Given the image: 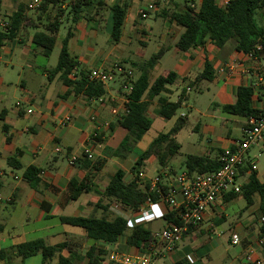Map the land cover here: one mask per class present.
I'll list each match as a JSON object with an SVG mask.
<instances>
[{
    "label": "crops",
    "instance_id": "crops-1",
    "mask_svg": "<svg viewBox=\"0 0 264 264\" xmlns=\"http://www.w3.org/2000/svg\"><path fill=\"white\" fill-rule=\"evenodd\" d=\"M4 1L2 0L0 21L10 20L20 6L25 8V20L15 37L4 41L0 49V112L7 113L5 124L9 128L8 133L0 129V192L9 186L11 179L17 181L13 191L0 205V218L5 215L8 206L15 207L20 202L27 212L33 211V214L27 213L24 226L29 223L37 225L41 234L38 239H43L49 246L67 243L62 256L80 258V264H89L87 253L95 246L108 252L102 264H119L112 261L111 257L135 256L139 253L138 249L127 246L124 238L114 245L96 243L88 239L84 231L77 230V227L62 224L59 218L94 215L96 218L114 217L110 212L113 204H109L108 212L97 206L102 201V196L98 193H83L76 201H72V180L81 182L89 176L91 183L99 191H104L118 169L126 173V182L133 179L131 169L137 160L135 153L129 154L125 160L106 154V149L116 150L128 135V132L117 124L119 115L129 104L124 94L125 78L117 76L113 85L105 86L106 95L99 100H87L83 96L70 93L69 87L62 83L59 75L48 77L52 68L49 69L40 63L45 56L42 49L33 43L35 33L50 34L47 28L56 20L57 14L52 13L40 20V16L36 18L25 6L32 0H26V3L21 0ZM152 1H156L157 11L150 16L149 25L137 18L138 0H111V4L107 3L109 11L115 3H127L129 9L134 7L133 14L129 18L126 17L127 29L123 27L120 41L113 43L111 40L113 48L110 54L118 55V63L132 72L131 81L135 84L142 73L146 72L145 64L151 59H143L142 48L148 45L151 38H155L158 40V52L162 50L163 56L153 68L147 70L150 85L160 76H166L170 72L177 75L176 82L168 86L167 91L159 97L150 99L146 93L143 98L149 102L148 114L149 110L155 112L160 97L176 103L185 92L181 108H188L190 113L180 115L187 118V126L176 136L181 144L179 157L176 156L166 168L157 170L160 176L166 175L171 179L186 169L184 164L187 156L219 158L224 149L241 139V130L246 119L224 114L220 107L235 103L239 87L252 86V108H264V92L256 90L257 77L264 71V61L251 59L237 52L235 44L229 43L218 48L208 41L202 47L180 51L177 44L184 29L168 19H163L161 12L183 10L184 4L178 0H148ZM195 1L200 9L201 0ZM220 2L221 0H217L218 5ZM5 4H9L7 9ZM67 6V3H63L62 9H67ZM103 15L100 11L92 20L93 23L82 20L77 25L68 26L74 34L69 43V51L77 58L79 71L90 72L96 69L98 55L94 53L93 48L99 40L100 31L97 28L104 27V30L110 32L112 30L111 11L106 19ZM63 19V15L59 16L60 29L64 26ZM60 29L56 34V45L60 38L62 47L65 36L60 35ZM163 60L168 61L171 67L163 68ZM206 62L213 65V82L197 79L203 73ZM228 65L234 68L232 74L226 69ZM102 66L104 65L100 67ZM191 83H194L192 87ZM193 92L203 95L206 101L198 100L194 107H188L189 96ZM93 116L97 118L95 123L91 121ZM67 119L69 122L64 124ZM184 131L186 134L182 137ZM148 133L136 145L135 150L143 152L151 145L153 141L147 140ZM94 137H98L100 142L94 143ZM56 145L61 146L66 153L55 154ZM184 146L194 152L182 154ZM86 150L93 154V160L105 161L99 171L84 170L83 165L79 163L69 164L71 157H76L77 160L83 158ZM9 159L18 161L22 169L11 167L8 164ZM30 166L42 170V187L38 191L31 189L23 177L20 178L15 173L19 171L23 175L24 169ZM156 175H149L145 167L141 179L150 182ZM257 178L264 183L258 173ZM243 179L246 181L242 185L247 182V175L242 176L241 180ZM43 185L47 187L44 188ZM255 196L252 197L253 205L235 212L233 217H230V223L226 214L228 206L231 210L242 196L217 205L205 216L202 223L189 229L174 252L159 255L155 264H245V256L250 249L257 257L264 259V246L258 244V241L264 238L261 232V218L264 215L260 202L257 204L258 208L253 209L256 204ZM103 203L106 205L107 201ZM154 213L156 220H164L167 208L158 204ZM56 221L62 225L61 228H57ZM6 229L5 221H0V232ZM236 232L240 237L238 245L232 244L231 241L232 234ZM54 259L58 261V257Z\"/></svg>",
    "mask_w": 264,
    "mask_h": 264
},
{
    "label": "trees",
    "instance_id": "trees-1",
    "mask_svg": "<svg viewBox=\"0 0 264 264\" xmlns=\"http://www.w3.org/2000/svg\"><path fill=\"white\" fill-rule=\"evenodd\" d=\"M63 2L64 0H44L41 8L42 10H47L48 7L53 6L59 10ZM183 4V10H164L161 12L163 19H168L184 29L177 44L180 51L202 47L208 41L212 42L216 47L222 48L231 40H234L237 52L245 55L254 54L255 59L264 61V24L261 22V19L264 18V0H234L227 8H220L217 0H201L198 13L190 9L188 0H185ZM105 6H107L106 0H78L74 2L69 13L72 26L77 25L82 20L92 22L94 16ZM1 10L2 0H0V12ZM128 10L129 4L127 3H115L110 7L112 14L111 40L113 43H118L122 37ZM24 12V6H20L10 19L11 30L9 33L0 34V46L4 41L13 39L20 30L25 20ZM59 13L61 14H57L56 20L49 24L47 28L50 34L37 32L33 36V43L42 49L45 57L51 56L56 45V34L61 26L59 16L64 14L62 8ZM73 35L70 28L62 40L57 65L49 71L48 77L59 75L62 83L69 87L70 93L75 96H83L87 100H99L106 95V87L100 83L89 81V72L87 70H81L76 80L70 79L73 70L79 66L77 58L69 51V43ZM258 46L261 47L260 51H257ZM162 56L163 51L161 50L145 64L146 72L142 73L136 81L129 96L128 113L117 122L120 127L128 132V135L116 150L106 149L107 155L123 160L127 159L129 154L135 153L137 160L131 169L133 179L130 182H126V173L122 169H118L104 191H99L91 183V177L89 176L81 182L72 180L70 183V198L72 201H76L83 193H98L102 196V201L97 206L104 212H108L109 204H117L126 211L137 212L149 199L153 202H158L156 194L149 191L150 182L141 179L146 162L153 157L158 161L160 168L169 166L181 150V144L177 141L176 136L187 126V118L180 117L171 130L155 138L145 151L135 152L136 145L150 131L153 125L152 121L147 117L149 102L143 100L145 94L148 93L150 99L159 97L167 91L168 86L173 85L177 80V75L174 72H170L166 76H160L150 85L147 70L153 68ZM197 79L208 82L214 81L215 72L210 62H206L203 73ZM193 85L194 83H191L190 87ZM253 95L254 89L252 86L239 87L235 103L221 106L220 109L224 114L244 119L258 116L261 113L260 110L252 108ZM184 99L185 92L176 103H171L167 99L160 97L155 114L164 120H171L177 115ZM6 116L7 113L5 111L0 112V129L4 133H8L9 130L5 124ZM110 128L113 130L112 126ZM93 141L97 143L100 142V139L94 137ZM219 158L211 159L209 157L189 155L186 157L184 165L190 175L215 172L221 167ZM75 163L82 164L84 170L91 169L97 172L103 167L105 161L90 160L84 154L83 158ZM8 164L17 170L22 169V165L15 159H9ZM41 173V169L30 166L24 169L22 177L31 189L38 191L42 187ZM241 175H247V182L242 187V193L240 195H227L225 202L242 196L247 202V207H250L253 205L252 197L258 195L260 197V209L264 215V183L258 180L257 172L253 170L250 164L241 169ZM43 187L46 188L47 186L43 185ZM105 201H107L106 205L103 203ZM164 220L167 224L180 225L179 220L172 212H168L164 216ZM59 221L64 225L82 229L87 238L96 243L104 242L108 245H114L119 239L124 238L127 246L145 252L153 241L154 233L149 231L145 225L130 229L127 222L120 217H60ZM261 232L264 234V223ZM66 247L67 243L49 246L43 239H36L17 245L12 254L21 259V264L38 255L42 256V264H47L56 257H58L57 264H80V258L61 255ZM107 255V251L93 246L88 251L87 258L89 264H102ZM0 261L2 264H13L6 251L0 252Z\"/></svg>",
    "mask_w": 264,
    "mask_h": 264
},
{
    "label": "built area",
    "instance_id": "built-area-1",
    "mask_svg": "<svg viewBox=\"0 0 264 264\" xmlns=\"http://www.w3.org/2000/svg\"><path fill=\"white\" fill-rule=\"evenodd\" d=\"M72 3L78 0H68ZM137 18L140 21L147 20L152 14L157 11L156 1L148 2L143 5L144 0H138ZM234 0H221L220 8H227ZM44 0H32L28 5V9L35 11L39 9ZM190 9L198 13L199 8L195 0H188ZM11 21H0V34L9 33L11 30ZM1 49V46H0ZM261 47H257L260 51ZM251 59H255L254 54L247 55ZM229 74L234 71L233 66H226ZM79 70L75 68L70 75L71 80H76L79 76ZM117 76L125 78L124 90L125 100L129 103L134 83L131 81L132 72L126 70L120 63H114L109 69L91 70L88 74L89 81L100 83L107 86L114 82ZM256 90L264 92V75L260 74L257 77ZM258 116H253L246 119L241 130V139L236 141L233 146L224 149L220 155L221 167L215 172H206L201 174L190 175L185 169L171 179L168 176L157 175L150 181V192L156 194L158 202H153L151 199L137 212L126 211L119 205L113 204L110 212L115 217L124 219L130 229L157 219L154 213V208L158 204H162L167 208V213L175 214L180 222V225L168 224V226L153 234V241L150 243L145 252L138 249L139 253L135 256L119 255L111 257L112 261L119 264H155L156 259L163 253H172L176 250L178 244L183 237L188 233L189 229L196 227L202 223L205 216L212 212L220 203L225 202V197L229 194L240 195L243 185L241 181V169L250 164L255 170V162L250 159V152L254 148L264 149V108L260 110ZM32 113V111H29ZM128 113L126 107L119 119ZM92 122H96L97 118L93 116ZM69 119L64 122L66 124ZM54 152L57 155L66 153L59 145H56ZM85 155L88 159L93 160L94 156L86 150ZM77 161L76 157L69 159V164L74 165ZM5 202V199L0 193V205ZM261 223H264V217L261 218ZM232 244L238 245L240 237L238 233H233L231 236ZM259 246H264V238L258 241ZM245 264H264V259L257 257L255 252L250 249L244 260Z\"/></svg>",
    "mask_w": 264,
    "mask_h": 264
},
{
    "label": "rangeland",
    "instance_id": "rangeland-1",
    "mask_svg": "<svg viewBox=\"0 0 264 264\" xmlns=\"http://www.w3.org/2000/svg\"><path fill=\"white\" fill-rule=\"evenodd\" d=\"M4 1V0H3ZM17 2H20V0H14ZM22 2L26 3V0H21ZM28 1V0H27ZM181 3H184L185 0H178ZM5 2V1H4ZM77 2V1H75ZM111 2V0H107V3L109 4ZM22 3V4H25ZM31 3V2H30ZM64 4L67 3V9H62V11L64 12L63 14V27H61L60 29V35L61 36H66L68 30H69V25L72 26V23L70 22V10H71V5L73 4L72 2L68 1V0H64L63 2ZM145 3H148V0H145L143 2V5H145ZM111 4V3H110ZM29 5V4H28ZM26 8L28 7L25 4ZM9 7V4H5V9H7ZM62 7H60L61 9ZM59 9V10H60ZM28 10V9H27ZM59 10L57 9V7H48L47 11L42 10V8L40 7L39 9H37L35 12L33 11H29L30 14H34L36 16V18H39L38 16H40V20L45 19L46 16L48 15H52L53 14H61L59 13ZM133 10L134 7H131L128 10V15L127 18H129V16L131 14H133ZM100 11L103 12V18H107L108 15L110 14L109 9L107 8V6L103 7L100 9ZM99 11V12H100ZM95 17V16H94ZM150 18V17H149ZM144 20L143 22H146L145 24L149 25L150 24V19ZM262 24H264V18L261 19ZM93 23V22H91ZM127 29V23L124 25ZM100 31V35H99V40H98V44L96 46H94L93 51L95 54L98 55L97 57V66L96 69H109V67H111L114 63H118L119 62V58L118 55L116 56L115 54H110L112 51L113 46L111 45V32L110 30L106 31L103 28H97ZM230 45L235 44L234 40H231L229 42ZM60 49H61V39L59 38L57 45L55 46L52 54L50 57H44L40 60V63L44 64L45 66H47L49 69L54 68L57 65L58 59H59V55H60ZM143 51V55L145 60H149L150 58H152L157 52H158V40L155 38H151L150 41L148 42V45L146 47L142 48ZM104 65L102 67H100L101 65ZM162 65L163 68L168 69L170 66V64L168 63V61L163 60L162 61ZM94 68V70H96ZM262 75H264V71L262 72ZM114 82H111L110 85H113ZM198 100L201 101H206V98L203 97V95L201 94H195L194 92L190 94L189 96V100H188V107H194L196 102H198ZM190 110L184 109V108H180L179 111L177 112V115L175 117H173L171 120L166 121L163 119H160L157 117V115L155 114V112H151L149 110L147 117L152 121L153 125L152 128L150 129L148 135H147V140H152L154 141L155 138H157L160 134L162 133H167V131L173 127L174 125L177 124L176 121H178L181 113H190ZM178 119V120H177ZM186 134V131H184L182 137ZM135 152H140L138 150H135ZM194 151L192 149H190L188 146H184L183 150L181 151L182 154H192ZM179 157V155L177 156ZM250 158L252 160L255 161V167H256V172L258 173L259 177L261 180H264V149H258V148H254L251 152H250ZM179 159V158H178ZM113 168V166L111 167ZM160 169L159 163L155 158H152L150 160L147 161V165H146V170L148 171V174L153 176L156 175L157 170ZM180 171V170H179ZM15 173L17 174L18 177H22V172L19 171H15ZM180 173V172H179ZM157 175H159V173H157ZM156 175V176H157ZM246 181V179H243L240 181V184H243ZM9 186L6 187L5 190L2 191L1 195L2 197L5 199L6 197H8L10 195V193L13 191L15 185L17 184V181H14L13 179H11V181L9 182ZM255 206L253 207V209L258 208L259 205H257L260 202V197L258 195L255 196ZM247 207V202L245 200L244 197H241L238 200V203L235 207H233L230 210V206H228V209L226 211L227 217H228V221L230 223V217H233L235 212H238L239 210H242L243 208ZM28 212L33 214L32 210H28ZM26 211V209L22 206V204L20 202H18L15 207H11L8 206L7 210L5 211V215L3 217L0 218V221H5V224L7 226V229L5 231L0 232V251L4 250L9 254L10 260L13 264H21V259L15 257L12 252L15 251L16 246L24 243V242H28V241H32V240H36L38 238L41 237V234L38 231V226L33 224V223H29L25 225V217L28 213ZM87 217H96L94 216H87ZM55 224H57V228H61V224L59 223V221H56ZM166 227V222L163 219H158L155 221H151L149 223H147L146 228L151 231V232H159L161 230H163ZM77 230H80L83 232L82 229L80 228H76ZM57 260L53 259L52 262H50L49 264H56ZM0 264L1 261H0ZM24 264H42V256L38 255L36 257H33L31 259H28L24 262Z\"/></svg>",
    "mask_w": 264,
    "mask_h": 264
}]
</instances>
